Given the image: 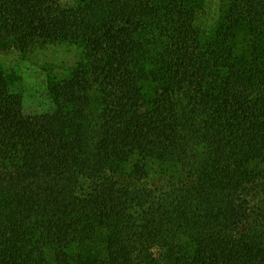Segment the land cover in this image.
<instances>
[{"label":"trees","instance_id":"trees-1","mask_svg":"<svg viewBox=\"0 0 264 264\" xmlns=\"http://www.w3.org/2000/svg\"><path fill=\"white\" fill-rule=\"evenodd\" d=\"M0 0V56L68 45L53 109L0 63V264H264V0Z\"/></svg>","mask_w":264,"mask_h":264},{"label":"rangeland","instance_id":"rangeland-1","mask_svg":"<svg viewBox=\"0 0 264 264\" xmlns=\"http://www.w3.org/2000/svg\"><path fill=\"white\" fill-rule=\"evenodd\" d=\"M72 2V0H63ZM223 5L209 0L200 13L198 24L211 33L219 20ZM76 61V51L68 45H53L27 54L8 53L0 56V63L12 83V88L21 93L27 114L46 113L53 109L47 82L50 74L63 76Z\"/></svg>","mask_w":264,"mask_h":264}]
</instances>
